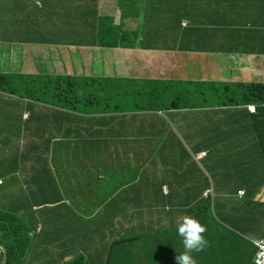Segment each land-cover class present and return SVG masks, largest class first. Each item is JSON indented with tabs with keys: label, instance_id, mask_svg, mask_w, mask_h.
I'll use <instances>...</instances> for the list:
<instances>
[{
	"label": "crops",
	"instance_id": "1",
	"mask_svg": "<svg viewBox=\"0 0 264 264\" xmlns=\"http://www.w3.org/2000/svg\"><path fill=\"white\" fill-rule=\"evenodd\" d=\"M125 3L129 7V17L124 20V29L140 34L139 41L137 39L136 42H132L136 48L119 49L116 53V57L118 56L116 61H121L122 65L126 63L123 65L126 67L123 69L125 75L132 74L128 71L130 69L139 77L164 76L163 71H159L151 61L143 59L141 55H148L149 59L157 57L169 62L190 55L192 52L185 51L187 47L202 45L203 33H207L204 35L206 40L216 49L210 52L196 51L197 54L193 58L201 61L204 57L205 62L203 64L205 78H198L196 81L264 82V0H125ZM7 6H10V0H0L1 13L8 8ZM81 6L82 13L92 14L95 8L99 16H109L116 19V22L120 21L117 1L98 0L93 3L92 0H82ZM58 8V14L64 13L61 2L58 3ZM71 13L74 11L71 10ZM93 21L89 20L87 25H75L72 22L64 25L2 24L0 39H11V35L4 32L8 30L20 29L26 32L44 29L50 36H61L67 32V36L71 38L80 32L82 45L86 46L92 44L91 32L96 28L95 25H91ZM4 22L10 24V18ZM143 25H155L151 27L144 41ZM171 25H188L186 29L193 25L199 31L184 33L185 26ZM215 25H217L216 29H214ZM242 28L244 29L240 33ZM15 43L0 42V47L8 44L17 45ZM142 44L152 48L144 50L137 47ZM184 47L185 50L182 49ZM238 49L244 50L236 51ZM35 52L37 55L42 54L41 49L37 47ZM129 53L132 54L131 57ZM206 62L213 65V73ZM20 67L21 69L17 70L19 72L42 71L27 59L24 68L23 60L20 62ZM74 70L73 68L72 72ZM181 71V69L174 71L169 67L166 73L171 77L173 73L177 74ZM163 80L186 81L171 78ZM231 110L233 111L219 112L212 107H206L200 110L186 109L177 112L175 117L180 126V133L175 134L171 125L165 121L166 125L160 128L162 137L156 138L153 134L148 143H152L154 148L147 147V152L143 153L149 158L148 164H153L156 168L153 167L149 173H146V168L142 170L137 168L136 177H133L129 168L123 172L122 165L115 159L136 156L134 152H129L133 140L126 138L133 136L132 133L138 129L142 118H145L143 120L150 126L154 124V120H157L160 126V120L154 119L153 115L92 117L97 119L93 133H90L89 127L95 121L87 120L90 116L86 115L67 117L66 120L50 119L32 122L37 126H49L52 130L41 135V138L32 137L28 143L32 150L41 153L49 151L47 144L51 143L52 155L62 159L66 157L63 150L70 146L68 143L92 142L98 139V143L102 144L103 140L108 149L101 147L98 150V158L110 166L113 174L110 176L104 167L91 172L88 166H73L71 170L76 173V188L70 186V190H74L72 193H67L60 183L58 171H50L40 166H23L17 178L9 177L3 180L4 187L0 189V197L13 194L9 180L16 181L19 186V196L24 199V203L22 206L19 203L8 205L13 206L17 213L31 222L37 218V214L33 211L35 206L42 204L39 202L43 193L40 185L44 179L51 181L50 195H53L54 199L52 204L55 205L60 200L64 201L57 209L60 215L58 213L52 217L51 214L49 215L50 226L41 243L44 252L49 251L52 256L64 253L71 255L73 248L81 247L79 244L88 241L84 236L96 235L98 238L94 245L98 249L88 246L86 257L97 255L102 259L110 244L123 242L114 246L106 256L107 264H110L111 256H114L117 262L113 264H176V257L184 250L182 238L178 235L177 221L178 218L187 215L196 218L207 229L204 236L209 246L202 252L193 253L197 264H254V254L251 250L256 247L253 240L264 237V205L260 208L261 211H254L253 216L249 215V211L245 213L240 209V202H237L238 197L235 195L237 190L251 188L249 176L237 166H229L225 170L217 171L214 176L216 181L211 186L194 156L195 150L200 148L199 144L197 145V138L202 133L204 141L211 143L212 146L216 145L217 154L221 151L219 156L245 158L252 155L249 149L248 151L244 149L246 146L254 145L253 136L248 134V130L252 127L249 114L244 109ZM192 112H199L205 121L201 118L182 117ZM243 118H247L244 124L239 123ZM6 125H10V122H6ZM228 125L232 126L230 131L237 136L234 138L235 151H231L232 154L229 155L217 147L219 141L221 143L219 136L227 134ZM58 127H61L59 132ZM78 133L88 138L84 141L66 138L78 137L80 136ZM234 140L228 141V144ZM163 141L165 143L162 146ZM24 143L26 146L27 143ZM86 145L89 144L81 145L83 151H86ZM223 146L224 144L220 145ZM204 150L206 149H201ZM207 150L211 152L210 148ZM175 163L180 165L181 171L172 169ZM213 164L217 165V160L209 158L205 162L206 167ZM60 167L66 169L65 172L68 171L64 165ZM43 173L54 176L42 178L39 175ZM96 175L99 180L88 184L90 179L96 180ZM108 179L117 184L108 187L102 193L100 188ZM238 183H243L246 188ZM79 184H83L85 188L79 189L77 187ZM163 186H168V195L164 193ZM211 189L216 190L212 209L195 217L194 209L201 207L205 199L204 192ZM77 196H87L90 200L83 203L77 199ZM259 198L264 203V193ZM97 215L99 218L92 223ZM57 223L61 226L59 230ZM77 239L80 240L76 241Z\"/></svg>",
	"mask_w": 264,
	"mask_h": 264
},
{
	"label": "clouds",
	"instance_id": "2",
	"mask_svg": "<svg viewBox=\"0 0 264 264\" xmlns=\"http://www.w3.org/2000/svg\"><path fill=\"white\" fill-rule=\"evenodd\" d=\"M70 1V0H52V5L51 8L49 10H43V4L40 0H10V7L14 6V11H9L8 8L4 9V12L1 13L0 12V25L4 24V19L3 16L6 13H9L8 19L10 18V24L12 25H32L30 23V20H28V18L34 19V11H38L40 13H37L39 15L37 21L40 25H44V23L46 21H50L52 20V18L55 19L51 22H53V24H66L67 22H72L75 24V19L73 17L72 14L75 13H71V10L67 7L66 2ZM113 1H117L119 9H120V21L116 22L115 19V26H118L117 31H116V35L114 40L119 44L118 47H102L99 46L100 40L97 37L99 30L98 27L99 25H95L96 28H94V30L91 32V45H82V41L80 40V32L77 33V35H74L72 38L68 36L69 39H66L64 42L62 40H60V36H55L52 35L50 36L48 31H40L38 30V33H34V32H29V31H21L20 29H15L13 30V34H11V39H0V42H10L11 44H14L15 42L18 43H22V44H32L33 46L41 49V53L43 55L47 54V46H60V50H63L62 48H66L65 49V57H68V55L71 53L68 51H70L72 48H75V52L73 54H78L80 56H85L86 57V61L85 63L82 64V66H80L78 64V66H75L74 62H71L69 60L68 63L69 64H73L75 66V70L74 72L70 71L69 73L72 76H78V77H84V78H93L95 79V81H98V84H101V88L102 91H105L107 94H109V97L107 99V101L103 104V105H98V108L96 110H92L91 112H88V110L86 111L85 108L82 109L81 112H76V111H69V110H65L62 108H57V107H52L50 105H45V104H41L38 102H30L28 100H24V104L21 105V117L16 121L10 125L13 126V128H17L19 125H22L24 129H26V125L29 124L30 122L35 120V117L38 114H42V115H52L56 112H62L65 113L66 115H68L69 117L71 116H90V118L92 117H104V116H124V117H128V116H137V117H143L144 115H153L154 119H159L161 124L160 126H158L157 120H154V124L153 125H148L142 118V120H140L138 129L132 133L133 136L130 138H126V139H132V146L129 152H134L135 153V157H132L133 159V166L135 167V169L139 168V169H148V162H149V158L148 156L143 155V153L146 151L147 152V147L148 149L150 148H154L152 146V143H148V140L152 138V135L155 134L156 138H159V136H161V129L162 125H166V122L169 123L171 125V128L173 129V131L175 132V134L180 133V126L177 123V119L175 117V114L177 112L180 111H184L186 109H191V110H200L206 107H200V106H182L181 109L178 110H164L162 112H147V111H135L133 110L134 104L132 102L131 99V87L132 82L130 81V79H134V80H138L140 77L136 76L135 73H133L129 68V72L132 73L130 75H125L123 73V69H125L126 67H124L123 65H125L126 63L124 62L122 65V62L119 61L117 62L116 59H118L116 57V53L119 51V49H132V48H136V46L134 44H132V42H136L137 39L139 41L140 39V34L139 32H131L128 30L124 29V20L125 18H128V12H129V7L127 6V4L125 3V0H122V2L127 6V10L122 11V6H121V0H113ZM61 2L62 7H63V11L64 13L61 14H57L59 12V8L58 7V3ZM57 6V7H54ZM66 12V13H65ZM23 13L25 14V16L23 15ZM109 17V16H108ZM113 18V17H111ZM114 19V18H113ZM26 22V23H25ZM186 24V23H185ZM154 27L155 25H143V31H142V35H143V41L146 40L147 38V34L150 32L151 27ZM172 27H176V26H185L183 32H185L186 27L188 25H171ZM209 26V25H208ZM217 25L215 26L214 29H216ZM188 29V28H187ZM244 28L241 29L240 33H242ZM35 31V30H34ZM128 34L129 37L126 39V41L129 42L130 46L129 47H124V45L122 44V39L121 36L122 34ZM79 38V39H78ZM4 40V41H2ZM31 42H35V43H31ZM45 42V43H42ZM17 44V43H15ZM18 45V44H17ZM17 45H10L9 47L6 46V48L4 47H0V50H2V52L0 51V61H5L7 58H10L11 53L9 51H11L13 53V56H15V50H12V47H17ZM39 45V46H38ZM40 46H43V48H41ZM148 45L142 44L141 46H137L139 48H142L144 50H149L150 48H147ZM83 49L84 53L81 52V54L79 53V51L77 49ZM152 48V47H151ZM155 48V45H154ZM5 49V51H4ZM36 49V48H35ZM53 51H54V47H52ZM175 50H177V48H175ZM246 50V49H245ZM187 52H192L193 50H185ZM196 52V51H195ZM6 54V59L2 60L5 57ZM24 57V62L23 64H25V59L27 60H31L33 62V64L36 66V61L34 60V58L37 56V53L34 50H29L28 52L25 53ZM70 57V55H69ZM58 61L57 59H55V62ZM94 61H97V65L95 67ZM59 62V61H58ZM55 64V63H54ZM54 64H51V72L49 71H39L37 73H26V72H19V71H5V70H1L2 74H24V75H63L64 71H66L67 69V65L65 67L64 70H62V72H54L55 70L53 69ZM24 68V67H23ZM94 68L96 69L94 71ZM77 69H79V72H77ZM19 70V69H18ZM4 72V73H3ZM13 72V73H12ZM18 72V73H17ZM115 76L120 77V80L122 82H126L129 81L130 83H127L125 85H123V87H121L119 89V91H117V93L112 94L109 91H107L106 89H104L102 87V79H108V78H112V79H116ZM142 77V76H141ZM157 80H162L160 82H171V81H164L163 79H157ZM169 80V79H166ZM173 80V79H172ZM190 81H194V80H190ZM200 82H219V81H200ZM222 83H233V84H237V83H251V82H222ZM256 83H262L264 84V82H256ZM105 92H102V94H106ZM116 92V91H114ZM101 94V95H102ZM99 98L101 96H98ZM197 100H199L197 97L194 99L195 103H199L197 102ZM34 106L35 108V113L33 115H31L27 110V106ZM128 106L129 109H125L124 106ZM105 108V110L103 109ZM214 108V110L219 111V112H232L233 110L231 109H244L248 114H249V118L251 120V124L252 127L248 130V134L249 135H255V124L256 125H260V126H264V118L259 117L258 119H255V124L253 121V117L258 114L259 115V109L262 108L264 109V104L262 105V107L260 106L258 108L257 105L255 104H249L246 106H239V107H228V106H215L212 107ZM1 109V108H0ZM166 112H167V117H166ZM264 116V111L263 114ZM247 118H243L239 123L244 124L245 120ZM260 119V120H259ZM94 120L95 122L92 123V125H90L89 129H90V133L94 132V127L97 126V119H91ZM262 120V121H261ZM166 121V122H165ZM32 124V123H30ZM34 125V124H32ZM35 126V125H34ZM37 126V125H36ZM246 127V126H245ZM228 132L227 134H221L219 136V138H221V143L219 141L218 143V149H222L224 151H226L225 154H232L231 151H235V141L234 138H236L237 136L234 134L233 131H230V128H232V126L228 125ZM192 130L194 128H191ZM148 130V131H147ZM80 136L72 138V137H66L69 140H73V141H77V140H83L88 138V136H82L81 133H78ZM172 134H174L172 132ZM162 137V136H161ZM226 139V141H225ZM234 140L231 144H228V141L230 140ZM92 145L98 144V139L97 140H92ZM87 142H83V143H68L70 146L66 149L63 150V152L66 154L68 153V151L72 148H74L76 150L77 155H73V157H71L72 159L70 160V164L74 163V166H88L89 170L91 172L95 171L97 168L104 167L107 166V163L100 161L98 158V155L94 158L93 156L86 154L83 150H82V144H85ZM164 141L162 146L164 145ZM135 144H137V146H135ZM148 144L150 146H148ZM224 144L223 147H220V145ZM256 144V143H254ZM198 145V142H197ZM208 146H204L201 149H206L204 151H201L200 148H198L197 150H195V158L196 161L198 162V164L201 167V170L204 172V174L207 177V180L209 181V184L211 186H213V183L216 181L214 176L216 175L217 171H222L225 170L227 167L229 166H237L240 164L239 160L237 158L232 157V160H229V162L227 164H224V161L226 159H229L228 156H219V152L217 154V151L215 149V146H212L211 143H207ZM199 147V146H198ZM207 148L211 149L207 150ZM48 149V148H47ZM51 149V147H50ZM200 149V150H199ZM245 151H248L249 146L244 147ZM49 150V149H48ZM199 152H196L198 151ZM21 152H23V155H25L26 153H31L30 155H34L35 158L32 160H23V158L20 161L19 168L18 171L15 172H11L9 174H7L6 176H4L3 178L0 177V189L3 188V180L8 179L9 177H14L17 178L18 177V172L20 171L21 167L23 166H40V167H44L50 171L56 170L58 171V177L59 180L61 181V185H62V176L63 174H66L67 172H65V170L60 167L62 165H64V158L62 159H58L57 156L54 157L52 155V161L51 163L45 161L43 159V157L45 155H47L48 153H50L49 151H44V152H37V150H21ZM253 157L252 158H258L255 157V155H263L261 152L259 151H253L251 152ZM40 154V155H37ZM84 154V155H83ZM79 156V158L81 159V163L79 164L78 161L75 162V159H77ZM212 159V160H217V165H212V166H205V162L207 159ZM243 158V157H240ZM245 158H250V157H245ZM158 160H160L159 158H157ZM152 163V162H151ZM221 163V164H220ZM54 165V166H51ZM259 163L256 162V164L254 166H252L251 170H246L247 173H245V175L249 176L250 179V186L251 188L248 189V191L250 192V190H255L258 189L260 187L257 186L256 183V178L257 177H253L256 175H261L262 178L260 180H258L257 182H263L264 181V177H263V173H264V169L262 167H260V165H258ZM151 165V164H150ZM174 165H179L177 163H175ZM65 166V165H64ZM66 167V166H65ZM154 168H156L154 166ZM67 169H69L67 167ZM106 171V169H105ZM263 171V172H262ZM42 178H48V177H53L54 174H40L39 175ZM72 176L76 177V173L73 171L72 172ZM217 177V176H216ZM95 178H92L88 181V184H93L95 182H97L99 179H97V175H96V180L94 181ZM94 181V182H93ZM10 187L13 190V194H8V196H2L0 197V210H2V207H7L10 210H14L16 211V209H13L14 207L11 205H8L9 203H19L20 206H22V204L24 203V199L21 198L19 196V186H17L16 181L14 180H10L9 182ZM45 186L47 188H45ZM41 188H43V193L40 197L39 202H42L41 205L39 206H35V213L37 214V218H34L33 221H27L26 223L31 225V230H30V236L32 238H34V245L32 246V251L30 252V255L27 257L26 261H32V263L34 264H40V261H43L45 259V256H52L50 254L49 251L44 252L43 248L41 247V243L44 240V234H46V231L49 229V215L51 214L52 216H56L57 213L58 215H60L59 212H57L58 207L61 206V204L64 203V201L60 200L59 202H57L55 205L52 204L53 202V195H50V188H51V181L49 179H44L43 182L40 185ZM64 188V187H63ZM67 191L70 190V187L64 188ZM261 194H259L256 197V200H259L260 202L261 199L259 197H261V195L264 193V186H262L261 188ZM163 191L166 195L169 194V189L168 186H163ZM247 190H237L235 191V195L239 198L240 201V209L245 212V211H250V209L247 206V199L248 196H250L249 192ZM263 192V193H262ZM68 193V192H67ZM252 194V193H251ZM204 198L205 199H210V203H211V209L213 206V203H215V198H216V190H206L204 192ZM77 199L80 200L83 203H86L90 200L89 197H83V196H77ZM204 199V200H205ZM208 202H203L201 204V207H196L194 209V216L198 217L200 214L204 213L203 211V206L205 207V204ZM209 210V209H207ZM17 212V211H16ZM197 214V215H196ZM21 217L23 219H25V217L21 214ZM50 217V218H51ZM61 226L57 223V229L59 230ZM177 229H178V235L182 238V244H183V251L179 253V255L176 257V264H197V261L193 255V253H199L204 251L208 246H209V242L205 239L204 234L206 233L207 229L206 226L202 225L196 218L191 217V216H182L180 218H178L177 221ZM61 231V230H60ZM87 237L88 235L84 236V238ZM82 239V238H80ZM77 239L76 241L80 240ZM264 239V237L262 238H258L253 240L254 246L256 247V255L254 257V264H256V257H257V253H258V247L256 246V242L259 240ZM61 242V239L60 241ZM77 244V242H76ZM79 246L81 247H76L75 249L73 248V253L71 255H67V253H64L62 255H58L56 259L58 264H70V262L74 261L75 259V252L74 250H76V253L81 254L84 256V254L86 253V249L88 247V245L86 244V242H83L81 244H79ZM2 247L5 249L6 252V264H7V250L6 247L2 244H0V258L3 264V259H4V250L2 249ZM36 251H41L42 253H45V256H42V258H39L38 254L36 253ZM80 255V256H81ZM77 257V256H76ZM78 258V257H77ZM95 258L92 261V264H98L99 263V257L93 256L92 259ZM45 261H49V264H57V262H55L53 260V257L51 259L45 260ZM45 261L43 262L44 264ZM100 264V263H99Z\"/></svg>",
	"mask_w": 264,
	"mask_h": 264
},
{
	"label": "trees",
	"instance_id": "3",
	"mask_svg": "<svg viewBox=\"0 0 264 264\" xmlns=\"http://www.w3.org/2000/svg\"><path fill=\"white\" fill-rule=\"evenodd\" d=\"M43 4V10H49L52 5V0H40ZM98 0H92L93 3ZM82 0H70L66 2L67 7L73 10L75 25H87L89 20H94L91 25H99V33L97 37L100 40L99 46L102 47H118V43L114 40L118 26H115V19L108 16H99L97 11L92 14L82 13ZM122 11L127 10V6L121 0ZM37 10L34 11V19L28 18L32 25H40L37 21L39 15ZM66 13V12H65ZM216 26V25H215ZM199 29L194 27L185 30L186 33H195ZM207 33H203L202 45L187 47V50H193L197 52H210L215 50L207 40ZM128 34L123 33L121 36L122 44L124 47H129L130 44L126 39ZM151 48V46H147ZM186 47L182 48L185 50ZM244 50V49H238ZM182 72V71H181ZM132 82L131 87V99L134 104L133 110L147 111V112H162L164 110H178L182 106H200V107H215V106H228L239 107L249 104H255L258 108L264 104V84L262 83H222V82H200V81H171L160 82L153 78L140 77L138 80L130 79ZM93 78L84 77H67L62 75H24V74H2L0 73V177H4L11 172L18 171L20 161L32 160L35 158L31 153L21 155V150H29L28 144L32 137L41 138V135L51 132L49 126H34L32 122H42L50 119L66 120L68 115L62 112H56L52 115L38 114L35 120L26 125V129L23 131L22 125L17 128H13L12 125H6V122H16L20 117L21 105L28 100L30 102H38L52 107L62 108L69 111L81 112L83 108L87 111L90 106L93 110H96L99 105L98 96H101L102 88L101 84H98ZM96 88V90L91 89ZM106 93V92H105ZM93 94L97 95L94 98ZM198 98L195 103L190 102V99ZM175 98V99H173ZM125 109H129L128 106H124ZM105 110V108H103ZM264 109H259V115L256 114L253 117L255 119L259 117L264 118ZM260 120V119H259ZM262 121V120H261ZM11 123V124H12ZM61 127H58V132ZM255 135L253 146H249V150L259 151L263 155L261 158H237L240 162L237 165L238 169L244 173L246 170H251L252 166L258 162L260 167L264 169V126L255 124ZM55 139H53L54 142ZM26 142V146L24 145ZM93 142H87L92 145ZM50 150L51 143L47 144ZM10 147V148H8ZM57 147V145H56ZM158 160V159H157ZM232 157L226 159L224 164H227ZM221 164V163H220ZM156 167V166H155ZM256 183L258 187L264 186L263 182H257L262 178L261 175H256ZM264 177V173H263ZM250 190V196L247 199V206L250 209L249 215L253 216L254 211H261L260 208L264 203L256 200V197L261 194V189ZM2 189V188H1ZM263 193V192H262ZM253 195L255 197H253ZM205 207L203 211L206 213L207 209H211L210 199H205ZM240 207V203H239ZM209 211V210H207ZM247 213V211H245ZM99 218L96 216L93 223ZM26 219H23L19 213L14 210H10L4 207V210H0V244L4 245L7 250V264H33L32 261H26L27 257L32 251L34 245V238L30 236L31 225L26 223ZM101 236V235H99ZM113 236V235H110ZM98 236L88 235V241L86 244L93 249H98L94 245ZM123 242H113L109 245L106 255H102V259H99L100 264H107L106 256L110 254V251L114 246L120 245ZM92 249V250H93ZM88 250V249H86ZM75 252L74 261L70 264H92L95 259L92 257H86V253L83 255ZM39 258L45 256V253L36 251ZM81 255V256H80ZM78 258H77V257ZM57 262V256H45L40 264H44L45 260L51 259ZM112 260L110 264L117 263L114 256H111ZM49 264V261H45ZM58 264V262H57Z\"/></svg>",
	"mask_w": 264,
	"mask_h": 264
},
{
	"label": "rangeland",
	"instance_id": "4",
	"mask_svg": "<svg viewBox=\"0 0 264 264\" xmlns=\"http://www.w3.org/2000/svg\"><path fill=\"white\" fill-rule=\"evenodd\" d=\"M9 11H14V6H7ZM54 7H57V6H54ZM58 8V7H57ZM59 13V12H58ZM57 13V14H58ZM23 15L25 16V14L23 13ZM8 16L9 14H5L3 16V19L4 20H7L8 19ZM56 17V16H55ZM54 18H52V20L50 21H46L44 23V25H57V24H53V21ZM11 18V17H10ZM26 23V22H25ZM3 25H11V24H7L4 22ZM13 25V24H12ZM40 31H45L44 29H39ZM6 32V34L8 35H11L13 34V31L11 30H8V31H4ZM3 32V33H4ZM29 32H34V33H38V30H35V31H29ZM0 34H1V31H0ZM60 40H62L63 42L66 40V39H69L68 36H67V32L64 34V35H61ZM8 47L10 46V44L7 45ZM39 46V45H38ZM41 48H43V46H40ZM52 47H54V51L52 49ZM4 48H6V46H4ZM35 46H33L32 44H22V43H19L17 45V47H12L11 49L12 50H15V56H13V53L11 51H9L11 53V56L10 58H7L6 59V54H5V57L2 59H6L5 61H0V69L1 70H5V71H17L18 69H21L20 67V62H22V60H24V56H25V53L28 52L29 50H34L35 51ZM48 50H47V54L46 55H43V54H38L34 60L36 61V67L37 69L39 70H43V71H49L51 72V64H54L53 66V69L55 70L54 72H62V70L65 69L66 65H67V69L66 71H64L63 75L62 76H67V77H73L69 72L70 71H73V68H75V66L77 67L78 64L80 66H82L83 63H85L86 61V57L85 56H80L78 54H73L76 50L75 48H72L69 52H71L68 57H65V49L66 48H62L63 50H60L58 48H60V46H47L46 47ZM79 51V53L81 54L84 53V50L79 48L77 49ZM5 51V49H4ZM197 53L195 51H192V53L190 55H185V56H182V57H179V58H176V59H173L169 62H165V61H162L160 58H157L155 57V59H149L148 55H141L143 59L145 60H149L153 63V66L156 67L159 71H163L165 73L164 76H160V77H152V76H143V77H147V78H162V79H182V80H194L196 81L198 78H205V75H204V70H203V64H205L204 62V57H202L201 61L199 60H195L193 57H195ZM130 57H131V53H129ZM55 59H57L58 61L55 62ZM71 61V62H74L75 63V66L73 64H69L68 61ZM24 62V61H23ZM178 63V64H176ZM208 63V62H206ZM94 64H95V67L97 65V61H94ZM209 64V63H208ZM225 65V63L223 64ZM222 65V66H223ZM210 66V69H211V72L213 73L214 72V67L212 64H209ZM23 67H24V64H23ZM171 67L174 69V71H176L177 69H181L182 72H177V74H172L171 77L168 76V74L166 73L168 68ZM96 69L94 68V71ZM2 72V71H0ZM77 72H79V69H77ZM4 73V72H3ZM13 73V72H12ZM18 73V72H17ZM116 79H112V78H108V79H102V87L104 89H106L107 91H109L110 93L112 94H115L117 93V91H119V89L121 87H123V85L127 84V83H130L129 81H126V82H122L120 80V77L118 76H115ZM91 89H94L96 90V88H91ZM116 91V92H114ZM94 98H97V95L93 94ZM109 97V94H102L100 98H98V101H99V104L100 105H103L107 99ZM175 99V98H173ZM194 100L193 99H190V102H193ZM26 110L31 114L33 115L35 113V108L34 106H30L28 105ZM92 107L90 106V108L88 109V112H91L92 113ZM166 117H167V112H166ZM182 117H195L197 119H203L205 121V118L203 116L200 115L199 112H192L191 114H184L182 115ZM92 118L90 119H87V120H91ZM148 131V130H147ZM202 135L203 133L201 134V136H199L197 138L198 140V144H199V147L202 148L204 146H207V141H204L202 139ZM103 148V149H108L104 143V141L102 140V144L101 143H98V144H95V145H86L85 146V149L86 151H84L86 154H89L91 156H93L94 158L98 155V150L100 148ZM10 148V147H8ZM77 155L76 153V150L74 148L70 149L68 151V153H66V157L64 158L63 162H64V165L66 167H68V171L66 174H63L61 180H62V186L64 188H67V187H70V186H73L76 188V184H75V176H72V170L71 168L74 166V163L73 164H70V160L72 159L71 157H73V155ZM21 155H23V152H21ZM258 158H261L262 155H255V157ZM43 159L49 163H51L52 161V153H48L47 155H45L43 157ZM118 163H120L122 165V169H123V172H126L127 171V168L131 169L132 170V173H133V177H136L137 175V172H136V169L135 167L133 166V159L132 157H125V158H118V159H115ZM78 161L79 164L82 162L81 159L78 158L75 159V162ZM51 166H54L51 164ZM154 167L153 164L149 165L148 166V169L146 171V173H149V171ZM106 171L107 173L111 176L113 174L110 166H106ZM173 170H176V171H181V167L180 165H173L172 167ZM122 178L126 179L125 176H122ZM10 182V180H9ZM114 184H117V182H113L111 179H108L104 184L103 186L100 188V191L102 193H104L106 191V189L111 186H113ZM235 185V184H234ZM238 185L240 186H243L245 187V185L243 183H238ZM77 187L79 189H84L85 186L83 184H79L77 185ZM45 188H47L45 186ZM246 188V187H245ZM74 189L72 190H69L67 191L68 193H72ZM246 190L248 191V189L246 188ZM249 192V191H248ZM249 194H251L249 192ZM253 197H255L253 195ZM237 201H240L239 198L237 199ZM242 202V201H240ZM2 210H4V207H2ZM256 252L257 250L255 248H252L251 250V253L254 254V257L256 255ZM0 264H2V261H1V258H0ZM35 264V263H34Z\"/></svg>",
	"mask_w": 264,
	"mask_h": 264
},
{
	"label": "built area",
	"instance_id": "5",
	"mask_svg": "<svg viewBox=\"0 0 264 264\" xmlns=\"http://www.w3.org/2000/svg\"><path fill=\"white\" fill-rule=\"evenodd\" d=\"M258 253L256 257V264H264V239L256 242Z\"/></svg>",
	"mask_w": 264,
	"mask_h": 264
},
{
	"label": "water",
	"instance_id": "6",
	"mask_svg": "<svg viewBox=\"0 0 264 264\" xmlns=\"http://www.w3.org/2000/svg\"><path fill=\"white\" fill-rule=\"evenodd\" d=\"M2 249L4 250V252H5V249L2 247ZM5 255H4V259H3V264H6V252L4 253Z\"/></svg>",
	"mask_w": 264,
	"mask_h": 264
}]
</instances>
